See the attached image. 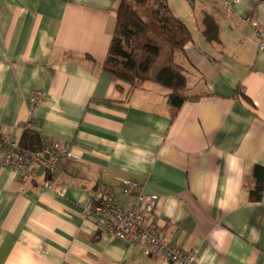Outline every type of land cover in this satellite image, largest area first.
<instances>
[{
  "label": "crops",
  "instance_id": "obj_1",
  "mask_svg": "<svg viewBox=\"0 0 264 264\" xmlns=\"http://www.w3.org/2000/svg\"><path fill=\"white\" fill-rule=\"evenodd\" d=\"M120 1L0 0V130L20 140L31 121L42 146L71 151L50 189L43 172L23 180L0 159V264H173L84 215L103 192L134 203L123 179L158 197L160 230L201 264H264V199H249L264 167V50L242 17L264 25V1L202 0L194 21L168 0L192 33L176 62L203 95L175 117L168 88L147 80L128 94L103 68ZM205 11L220 42L203 33Z\"/></svg>",
  "mask_w": 264,
  "mask_h": 264
},
{
  "label": "trees",
  "instance_id": "obj_2",
  "mask_svg": "<svg viewBox=\"0 0 264 264\" xmlns=\"http://www.w3.org/2000/svg\"><path fill=\"white\" fill-rule=\"evenodd\" d=\"M264 1V0H262ZM116 26L108 48L104 70L112 74L119 91L132 93L142 83L153 80L166 88L173 117L187 101H197L203 95H190L187 76L176 62V55L184 51L192 40L188 25L176 16L168 0H121L115 11ZM203 33L211 42H220V24L211 11L202 18ZM164 60V67L152 76L154 67ZM20 145L29 150L42 146L37 131L24 129ZM254 187L249 199H264V167L253 168Z\"/></svg>",
  "mask_w": 264,
  "mask_h": 264
},
{
  "label": "built area",
  "instance_id": "obj_3",
  "mask_svg": "<svg viewBox=\"0 0 264 264\" xmlns=\"http://www.w3.org/2000/svg\"><path fill=\"white\" fill-rule=\"evenodd\" d=\"M241 0H226L228 8H234ZM252 28L258 39L260 49L264 50V25L257 18L249 14L242 15ZM44 101L42 92H34L30 96V107H35ZM25 129L32 130L34 125L29 121ZM0 159L5 167L13 169L23 180H35L41 172L45 175L44 186L52 188L49 179L58 164L71 156L69 148L61 142L45 146L37 150L25 149L11 133L0 130ZM125 193L136 192L137 199L132 204H124L111 193H100L88 201L83 212L87 219L92 220L99 230H104L131 245H138L151 256H161L173 264H201L199 250H187L172 241L159 228L153 218L157 208L158 197L143 191L142 185L123 179Z\"/></svg>",
  "mask_w": 264,
  "mask_h": 264
},
{
  "label": "rangeland",
  "instance_id": "obj_4",
  "mask_svg": "<svg viewBox=\"0 0 264 264\" xmlns=\"http://www.w3.org/2000/svg\"><path fill=\"white\" fill-rule=\"evenodd\" d=\"M172 7L174 8L175 13H177V15L179 17H187V16H193L194 21L196 18V14L199 13V11L201 10L202 7L205 6V4H203L202 0H197L196 2H193V0H170ZM201 1V2H200ZM188 21H191V19H188ZM164 60H160L158 62V64L155 66L153 71H156V69L158 67H164Z\"/></svg>",
  "mask_w": 264,
  "mask_h": 264
}]
</instances>
